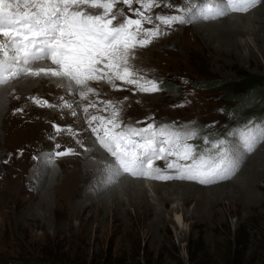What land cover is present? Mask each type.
Segmentation results:
<instances>
[{"label":"rangeland","instance_id":"1","mask_svg":"<svg viewBox=\"0 0 264 264\" xmlns=\"http://www.w3.org/2000/svg\"><path fill=\"white\" fill-rule=\"evenodd\" d=\"M191 1L160 0L161 6L149 14L154 21L158 14L178 15L181 14L178 8H195ZM168 3L176 7H164ZM263 6L264 0H259L247 12H231L217 19L232 14L245 17L250 11L252 14L256 8ZM131 7H138L135 0ZM89 9L86 10L99 11ZM121 11L131 15L122 0H118L114 8L117 14L114 23L122 19L119 15ZM183 14L186 17L189 15L187 12ZM251 16L259 17L258 12ZM212 20L193 17L188 23L162 27V34L151 43L131 51L129 63L134 71L139 76L159 81L160 90L157 92L144 93L135 85L114 79L110 82L107 77L89 81L86 88L76 85L78 89H86L78 94L79 99L67 98L63 94L67 89H53L50 83L41 82L34 76V82L28 85L26 92H20L19 84L13 80L8 83L10 87L8 84L0 87V259L4 261L0 264L33 258L45 259L52 264H264V205L256 202L260 199V192L264 196V176L259 174L258 179L255 178L260 188L250 184L255 177L253 165L256 162L264 164V141H258L254 151L245 147V139L258 134L261 126H264V113L250 122H245L241 115L231 118L228 113L230 107L239 106L241 101L226 102L222 93L192 84V81L206 78H233L241 71L264 78V40L262 38L258 45L252 47L243 44L241 48L232 49L222 35L215 34L217 28L211 25L205 28ZM145 27L151 25L146 24ZM240 37L244 39L243 35ZM17 79L22 82L20 77ZM46 79L48 81L49 77ZM91 82L94 84H89ZM165 85L167 88H163ZM56 98H60L61 108L67 110L76 103L81 105L78 109L82 111L81 120L84 123L74 121L72 112L50 114L59 106ZM34 100H47L50 106H40ZM114 111L118 113L116 121L125 128L142 129L155 125L157 128L166 126L178 133L192 132L186 143L194 146L197 154L206 153L210 159H219L223 149L230 157L234 155L238 158L237 169L229 173L228 178L219 177L222 179L208 184L196 180H162L128 174L117 177L115 181L108 176L99 178L98 182L92 181L96 172L83 175V159L74 155L77 151L85 152L84 149L89 147L87 144L92 141L91 137L96 139L91 128L109 127L107 121L113 118ZM10 112L18 113L19 120L10 117L9 122L14 127L9 123L3 126ZM93 116L103 120L93 121ZM54 126H60L61 130L54 132ZM70 126L76 130V134L81 133L79 138L66 134ZM221 141L223 144H220ZM218 144L220 148L216 147ZM65 149L70 150L69 154L55 157L54 153ZM101 150L109 158V165L112 158L102 146ZM41 153L45 159L53 154L50 164L41 162ZM158 162H154V167L159 168L162 174L178 175L176 169L166 168L167 160H160V164H164L162 168L157 165ZM243 166L248 170L245 171L246 188L239 183L234 184L242 176L239 171ZM123 178L127 181L142 180L148 189L150 203L158 208H161L162 197L167 196L170 204L164 209L165 215L169 216L166 230L158 232L153 225L142 227L133 223L131 216L138 210L135 206L129 207L128 225L120 221L118 224L122 226L116 228L113 221L106 220L108 214L113 213L114 199L110 196H115L117 192L120 198H128L126 188L122 190L123 193L118 184ZM220 182H223L222 187H234L236 192L229 188L227 190L231 192L228 194L216 191L218 200L210 193L191 194L192 201L185 210L188 214L194 213V221L201 224L191 226L193 219L184 218L180 215L182 212H177L176 216L173 208H184L179 192L184 194L185 186L193 183L198 188H209ZM130 186L133 189L134 185ZM113 187H116L114 191L108 192ZM158 188H161V193H158ZM241 194L245 195V200L259 203V206L254 211L240 207L236 212V198L233 197L239 198ZM103 195L110 205L104 203L107 206L99 210ZM196 204L200 209L195 208ZM227 206L233 207L232 215ZM147 222L150 223L149 220Z\"/></svg>","mask_w":264,"mask_h":264},{"label":"snow or ice","instance_id":"2","mask_svg":"<svg viewBox=\"0 0 264 264\" xmlns=\"http://www.w3.org/2000/svg\"><path fill=\"white\" fill-rule=\"evenodd\" d=\"M118 0H0V87L21 76H46L67 80L79 86L89 81L113 79L123 81L144 93L160 90V82L139 76L129 63L131 51L144 47L162 34V27L188 23L193 17L217 19L231 12L244 13L259 0H209L195 11L178 8L181 14H158L153 20L149 13L160 7V0H122L131 15L121 11L119 23L114 8ZM85 5L98 12H90ZM164 7L174 8L168 3ZM189 13L186 17L183 13ZM135 17V18H133ZM151 27H145V25ZM46 66L34 68L39 61ZM88 91H92L88 89ZM83 94V93H82ZM40 106H50L47 100H34ZM70 107V105H69ZM22 109H18L21 111ZM75 115V113H72ZM107 121L109 127L91 128L97 142L112 160L109 171L113 177L128 174L133 177L155 179H188L202 184L214 182L228 175L238 166V158L221 149L219 159L197 154L194 146L186 143L192 132L178 133L166 126L147 125L142 129L125 128L116 121ZM98 117L93 116L92 120ZM103 120V118H99ZM60 126L53 131L59 132ZM101 130L103 135H101ZM258 141H264V126L258 134L245 139L251 151ZM220 144H223L221 141ZM220 144L216 147L220 148ZM56 147H60L56 145ZM65 149L55 156L69 154ZM53 154L41 162L50 164ZM171 157L172 159H168ZM157 160H167V169H176L178 175H164L154 167ZM184 161V163H181ZM191 161V163H188Z\"/></svg>","mask_w":264,"mask_h":264},{"label":"bare ground","instance_id":"3","mask_svg":"<svg viewBox=\"0 0 264 264\" xmlns=\"http://www.w3.org/2000/svg\"><path fill=\"white\" fill-rule=\"evenodd\" d=\"M209 2V0H192L191 3L195 6V8L192 9V11H195V9L201 5L202 3H207ZM85 9L87 10H90L87 6H85ZM97 11V10H96ZM95 11V12H96ZM258 12V16L259 17H252L251 15L255 14ZM251 13V11H250ZM248 14L247 16H236L234 14L230 15L229 17H226L224 19H213L212 22H210L209 24H207L205 28H208L209 25H211V27H214V28H217L218 29V32L215 33V34H219V35H222L223 39L225 40L226 43H228L231 47H233L232 49H234L235 47L236 48H241L243 44L245 45H249V46H253V45H258V43H260L263 38L264 40V6L259 9V8H256V10H254L252 12V14ZM197 19V18H196ZM260 21V22H257V21ZM215 21V22H214ZM210 27V26H209ZM199 28H202V26H199ZM208 31V30H207ZM243 35V38L242 39L240 36ZM215 40V39H214ZM222 41V39L220 40ZM223 42V41H222ZM258 42V43H257ZM224 43V42H223ZM222 44V43H221ZM264 44V42H263ZM226 46V45H225ZM235 48V49H236ZM50 62L49 61H39L37 62L35 65H33L34 68H38V67H42V66H46L48 65ZM37 79H39L41 82L42 81H46L47 84L50 83L51 87L53 89H62V88H65L67 89L66 90V93H63L67 96V98H69V96H71V99H79V95L81 92H83V90L86 88L83 89L80 88L78 89L76 87V85L74 83L71 84V86H69V82L67 80H63V79H60V78H53V77H49V80L47 81L46 79V76H40V77H37ZM36 79V80H37ZM20 80L22 82H18L19 79H15L13 80L12 82L15 81V83L19 84L18 88L21 90L20 92H26L28 89V85L31 86V84L34 82V78L33 76H30V75H25L23 76V78L20 77ZM35 80V81H36ZM38 80V81H39ZM45 82V83H46ZM11 83V82H10ZM22 83V84H20ZM37 84V83H36ZM89 84H94V82H91ZM112 84V83H111ZM97 85V84H96ZM119 85V84H118ZM8 86L10 87V85L8 84ZM41 86V85H40ZM67 86V88H66ZM91 86V85H90ZM60 87V88H59ZM93 87V86H92ZM6 88V87H5ZM17 88V87H16ZM17 88V89H18ZM52 88H50V90H52ZM7 89V88H6ZM27 89V90H26ZM33 90V89H32ZM41 90V89H40ZM45 90V89H44ZM86 90V89H85ZM29 92V91H28ZM17 93V92H16ZM84 93V92H83ZM88 93V92H87ZM86 93V94H87ZM90 93V92H89ZM94 93V92H92ZM57 94V93H56ZM95 94V93H94ZM93 94V95H94ZM57 96V95H56ZM82 95H80V98H81ZM87 96V95H86ZM3 97V96H2ZM66 98V97H65ZM92 98V97H91ZM70 99V98H69ZM85 99V98H84ZM97 99V98H96ZM60 98H56L55 101L58 102L59 106H57L56 110H52L50 111L49 113L50 114H56L57 112L58 113H62V114H70L71 112L72 113H75V115L72 117L73 120L76 119L77 121H82L81 120V115H82V111L81 109L79 110L78 107L80 108L79 104H76L74 105V107L72 109H64V108H61L62 106L60 105ZM67 100V99H66ZM88 100V97L87 99ZM92 100V99H91ZM99 100V99H98ZM19 101V100H18ZM90 101V100H89ZM52 102V101H51ZM56 102V103H57ZM62 102V101H61ZM77 102V101H76ZM67 103V102H66ZM65 103V104H66ZM72 103V102H71ZM85 103V102H84ZM86 105V104H85ZM98 104H96L97 106ZM105 105V104H104ZM103 105V106H104ZM55 106V107H56ZM66 106V105H65ZM107 106V105H106ZM115 106V105H114ZM18 107V106H17ZM53 107V106H52ZM83 107V106H82ZM91 107V106H90ZM102 107V106H101ZM20 108V107H19ZM54 108V107H53ZM100 108V107H98ZM51 109V108H50ZM88 109V108H87ZM102 109V108H101ZM17 110V109H16ZM26 110V109H24ZM97 109H95L96 111ZM29 111V110H28ZM88 111V110H87ZM103 112V111H102ZM83 113H84V110H83ZM96 113V112H95ZM18 114V113H16ZM14 112H10L8 114V116L5 118V124L3 126H6L8 123L10 125H12L10 122H9V119L10 117L12 119H18V115H16ZM29 114V113H28ZM33 114V113H32ZM85 114H88V113H85ZM99 114V113H98ZM112 114V113H111ZM25 115V114H24ZM109 115V114H108ZM26 116V115H25ZM67 116V115H66ZM89 116V115H88ZM107 116V115H106ZM32 117V116H31ZM112 117V116H111ZM108 119V118H107ZM111 119V118H110ZM113 119V118H112ZM111 119V120H112ZM26 120V118H25ZM28 120V119H27ZM99 120V119H98ZM40 121V120H39ZM71 121V120H70ZM75 121V120H74ZM17 122V121H16ZM72 122V121H71ZM22 123V122H21ZM21 123H19L21 125ZM25 123V122H24ZM70 123V122H69ZM82 123H84V121H82ZM32 124V123H31ZM19 125V127H21ZM23 125V124H22ZM85 125V124H84ZM123 125V124H122ZM26 126V125H25ZM31 126V125H30ZM45 126V125H43ZM73 126V125H72ZM70 126V130L67 131L66 134H69V135H72L76 138H79V136L81 135L80 134H76V130H74V128ZM77 126V125H76ZM75 126V127H76ZM80 126V125H79ZM109 126V125H108ZM12 127H14L12 125ZM86 128V125L84 126ZM97 127V126H96ZM101 127V126H100ZM29 129V126L27 127ZM43 128V127H41ZM79 128H83V127H79ZM106 128V127H105ZM6 129V128H5ZM9 130V129H8ZM33 130V129H32ZM39 130V129H38ZM44 130V129H43ZM78 130V129H77ZM86 131L87 128H86ZM89 132V131H88ZM13 133V132H12ZM37 134V133H36ZM85 134V133H84ZM90 134V133H89ZM38 135V134H37ZM93 135V134H92ZM103 135V133H102ZM88 137V136H87ZM32 138V137H31ZM92 139L91 142H89L87 145L89 146L88 148L84 149L85 152H76L74 157H82V174L83 175H87L89 176V173L90 172H96V176L92 179V181H96L98 182V179L99 178H102L103 176H108L109 178H113V180H117V177H113L109 171V165H108V161H109V158L103 154L102 150H101V145L98 144V142L96 141V139H93L92 137L90 138ZM30 140V139H29ZM41 140V139H40ZM33 144V142H32ZM80 145V144H79ZM31 146V145H30ZM32 147V146H31ZM32 149H34L32 147ZM254 151V150H253ZM88 152V153H86ZM50 153V152H49ZM42 154V157L43 156V153ZM246 154V153H245ZM257 154V153H256ZM45 156L47 157V155L45 154ZM246 156H249L248 154H246ZM56 157V156H55ZM92 158H94V160H92ZM251 160V159H250ZM80 161V159H79ZM160 160L158 162L157 165H160V167L162 168L163 165L160 164ZM248 163V162H247ZM257 163V162H256ZM254 164L253 165V169H252V173H255V177H254V180H252L250 182V180H248V182H250V184L254 185L255 187H259L258 183H257V179H258V176L259 174L264 176V164L263 165H259V164ZM245 165V164H244ZM237 169V168H236ZM245 171L247 172V168L245 169V166H243V169L240 172V174L242 176H238L239 178V181H236V183L234 184H237L239 183L240 185L242 186H245ZM251 172H250V175H251ZM231 174V173H230ZM229 175V174H228ZM228 175L226 176H223V178H228ZM244 176V177H243ZM257 177V179H255ZM84 179V177H83ZM222 179V178H220ZM220 179H216L215 181L217 180H220ZM252 179V177H251ZM82 180V179H81ZM214 181V182H215ZM86 182V180H85ZM112 182V180H111ZM232 182H235V180H233ZM112 184V183H111ZM118 184H120L119 186L122 187L121 188V191L125 190L124 188H126V195H127V199L125 200L124 197L120 198L121 195L120 193H117L115 194V196L111 195L110 197H112L113 200V204H112V211L113 213L112 214H108L106 220H110V221H113L115 224V227L117 228V226H119L120 224V221L122 222V224H126L128 225V219H129V207L130 206H135L137 207L138 210H136V214L131 216L132 217V222L133 223H137L138 225L140 226H146L147 224L150 226V225H153L155 228H156V231L160 232L162 231L163 229L166 230V227H167V223H168V217L165 215V210L166 208H168L169 206V200L166 197H162V202H161V208H158V206H154V204H151L149 199H148V195H147V188L144 187L143 185V182L142 180H139V179H135V180H130V181H127L126 178H123ZM125 185V186H124ZM130 185H134L133 189H130L128 186ZM172 185V184H170ZM177 185V184H176ZM190 185V184H189ZM223 185V182L220 184L218 183L217 185H215L214 187H209V188H198V186H196V184H193L191 183V186H185L186 188V191L183 193H180L182 195V198L181 200H183V206L184 208H173V211L176 212V216H177V212H182V214L180 213V215H183L184 218H188L189 220H192V223H191V226H197L198 224H201V223H197V221H194L195 220V214L194 213H190L188 214L187 210H185V208H187V206H189L190 202L192 200L191 199V194L195 193V192H202L204 194H208L210 193L209 195H214V199L215 200H218L219 197L217 196L218 194L215 193L216 191H220L219 193L220 194H223V193H227V192H231V191H235L234 187H229L227 185V187H222ZM231 185V184H230ZM182 186V185H181ZM118 187V186H117ZM128 187V189H127ZM131 187V186H130ZM178 187V186H177ZM251 187V186H250ZM116 187H113L111 190H109L108 192H113ZM162 188V186H161ZM161 188L159 189L158 188V193H161ZM182 188V187H181ZM227 188L231 189L230 190H227ZM238 188V187H237ZM246 188V186H245ZM120 189V188H119ZM129 190V191H128ZM256 190V189H255ZM116 191V190H115ZM122 191V192H123ZM172 191V190H171ZM184 191V190H183ZM168 192V191H167ZM236 192V191H235ZM124 193V192H123ZM130 193V194H129ZM170 193V191H169ZM213 193V194H212ZM228 194V193H227ZM231 194V193H230ZM261 196H260V199L259 201L256 200V202H260V206L264 205V196L263 194L260 192ZM257 195V194H256ZM103 195L101 200H100V204H99V210H103V207L104 206H107V205H110V203H107V197ZM205 196V195H204ZM227 196V195H226ZM233 196V195H232ZM259 196V195H258ZM257 196V197H258ZM205 198V197H204ZM207 198V196H206ZM211 198V197H210ZM236 198V204L234 205L236 209H234L236 212L240 210V207L244 208V209H250V210H253L254 208H257V203H254V202H250V201H247L245 200V195H242L238 198L237 197H233V199ZM160 199V198H159ZM193 199V198H192ZM239 199V201H237ZM160 200V201H161ZM197 200V199H196ZM224 200V199H223ZM107 204V205H104ZM115 203V204H114ZM223 203V202H222ZM231 203V202H230ZM116 205V206H115ZM197 205V204H196ZM226 205V204H225ZM203 206V205H202ZM259 206V205H258ZM180 207V206H179ZM200 206L197 205L195 206V208L198 210L200 209L199 208ZM205 207V206H203ZM213 207V206H212ZM232 208L231 206H227V210L228 212H231L232 211ZM77 209V208H76ZM78 210V209H77ZM205 210V209H204ZM207 210V209H206ZM84 211H87V209H85ZM212 211V210H211ZM254 211V210H253ZM167 212V211H166ZM208 212V211H207ZM206 212V213H207ZM198 213V212H197ZM219 213V212H218ZM250 213V212H249ZM232 215V212L230 213ZM202 215V214H201ZM82 217V216H81ZM179 217V215H178ZM83 218V217H82ZM180 218V217H179ZM198 218V217H197ZM202 217L200 216V221H202L201 219ZM204 218V217H203ZM81 219V218H80ZM199 219V218H198ZM81 220H84V219H81ZM150 221L147 222V221ZM197 220V219H196ZM170 222V221H169ZM203 224V223H202ZM123 225V226H124ZM122 226V225H120ZM134 226V225H133ZM153 232V231H152Z\"/></svg>","mask_w":264,"mask_h":264},{"label":"trees","instance_id":"4","mask_svg":"<svg viewBox=\"0 0 264 264\" xmlns=\"http://www.w3.org/2000/svg\"><path fill=\"white\" fill-rule=\"evenodd\" d=\"M192 84L201 89L213 90L222 93L226 102H240L239 106H232L229 109L231 118L239 115L245 122L264 113V78L241 71L233 78H206ZM167 85L163 88H167ZM260 94V96H258ZM0 262H4L0 259ZM7 264H52L45 259H28Z\"/></svg>","mask_w":264,"mask_h":264}]
</instances>
